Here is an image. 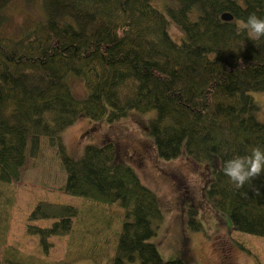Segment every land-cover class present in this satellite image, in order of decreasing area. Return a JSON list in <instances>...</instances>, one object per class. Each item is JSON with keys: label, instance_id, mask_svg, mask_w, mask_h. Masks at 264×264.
I'll return each instance as SVG.
<instances>
[{"label": "trees", "instance_id": "trees-1", "mask_svg": "<svg viewBox=\"0 0 264 264\" xmlns=\"http://www.w3.org/2000/svg\"><path fill=\"white\" fill-rule=\"evenodd\" d=\"M16 1L0 0V240L10 227L14 185L48 139L67 175L63 191L81 199L82 209L37 204L30 221L53 223L28 230L45 253L50 238L76 227L81 247L115 242L106 264H196L186 252L163 260L152 242L165 219L161 199L121 161L114 143L88 145L81 157L65 150L61 133L81 118L112 123L131 111L155 112L147 132L160 158L186 155L203 166L206 198L233 230L264 237V172L237 189L222 171L224 161L264 150V122L252 96L264 93V37L251 40L237 30L251 13L264 18V0H170L164 12L153 0H21L41 14L8 35ZM170 22L182 30L180 43L170 37ZM77 80L82 97L72 87ZM192 213L189 224L200 230ZM86 215L91 223L84 226ZM98 222L108 231L118 225L102 238L91 230Z\"/></svg>", "mask_w": 264, "mask_h": 264}, {"label": "rangeland", "instance_id": "rangeland-1", "mask_svg": "<svg viewBox=\"0 0 264 264\" xmlns=\"http://www.w3.org/2000/svg\"><path fill=\"white\" fill-rule=\"evenodd\" d=\"M155 7L164 12L172 4L170 0H153ZM30 13V14H29ZM41 14V9H30L21 0H17L9 9L8 35H19L31 21L32 16ZM172 40L180 43L182 30L173 22L168 25ZM76 95L85 94L83 84L72 82ZM259 106L258 120L264 122V93H252ZM155 112L142 114L129 112L125 117L112 123H92L81 118L71 127L64 129L61 138L65 150L71 156L81 157L88 145L102 146L107 142L116 145L121 161L130 165L139 175L143 184L152 189L161 199L164 209V222L156 237L152 239L165 261L176 260L186 252L196 264H264V237L254 236L233 230L226 215L216 211L206 198L208 182L203 166L186 155L164 160L158 156L147 127ZM67 175L63 169L58 148L52 147L48 139L42 140L39 154L28 158L23 177L14 186L16 202L9 210V230L0 240V264H8L7 258H14L28 264H106L113 258L116 244L95 247L89 243L85 247L81 233L76 227L66 237H53L48 251L40 245L39 238L31 235L28 227L47 228L53 221H30V215L39 202L73 204L82 209L79 198L68 196L63 188ZM193 205V206H192ZM114 206L119 208L118 204ZM113 206V207H114ZM113 213L116 212L115 208ZM120 211H124L120 207ZM192 211L196 212L200 230L192 229L189 224ZM86 215L84 226L91 223ZM115 217V216H114ZM117 220V219H116ZM114 225H118L116 222ZM114 225L106 229V223H97L91 227L101 237L107 232H115ZM101 231V232H100ZM87 241H90L87 236Z\"/></svg>", "mask_w": 264, "mask_h": 264}, {"label": "clouds", "instance_id": "clouds-1", "mask_svg": "<svg viewBox=\"0 0 264 264\" xmlns=\"http://www.w3.org/2000/svg\"><path fill=\"white\" fill-rule=\"evenodd\" d=\"M240 29L246 30L251 40H259L264 37V18L251 13L246 20L237 21V30ZM222 171L237 189L243 188L246 182L264 172V150L256 147L249 155L234 156L223 162Z\"/></svg>", "mask_w": 264, "mask_h": 264}, {"label": "water", "instance_id": "water-1", "mask_svg": "<svg viewBox=\"0 0 264 264\" xmlns=\"http://www.w3.org/2000/svg\"><path fill=\"white\" fill-rule=\"evenodd\" d=\"M222 19L226 22H229V21H232L233 20V17L230 15V14H224L222 16Z\"/></svg>", "mask_w": 264, "mask_h": 264}]
</instances>
